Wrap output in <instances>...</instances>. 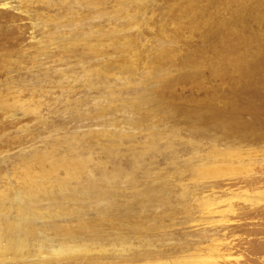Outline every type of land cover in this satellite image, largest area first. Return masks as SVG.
<instances>
[{
    "label": "rangeland",
    "instance_id": "1",
    "mask_svg": "<svg viewBox=\"0 0 264 264\" xmlns=\"http://www.w3.org/2000/svg\"><path fill=\"white\" fill-rule=\"evenodd\" d=\"M263 14L264 0H0V211L31 228L6 264H264V98L246 86L264 96ZM66 161L82 164L64 186ZM40 177L51 195L29 193ZM98 214L70 242L83 252L60 255Z\"/></svg>",
    "mask_w": 264,
    "mask_h": 264
},
{
    "label": "bare ground",
    "instance_id": "2",
    "mask_svg": "<svg viewBox=\"0 0 264 264\" xmlns=\"http://www.w3.org/2000/svg\"><path fill=\"white\" fill-rule=\"evenodd\" d=\"M263 16H264V14H263ZM260 18V17H259ZM263 22V21H262ZM252 70L251 69H249L248 71H247V77L249 78V81L250 80H253L252 79V77H251V75H252ZM260 80V79H259ZM258 80V81H259ZM261 81V80H260ZM259 81V82H260ZM258 83V82H257ZM257 83H255V82H253L252 81V84L251 85H248V83H247V85L246 86H249V87H251V90L249 91V93H254V95L252 96V97H255V98H259V99H262V98H264V96H260L259 95V93H261V92H258L257 91V88H258V85H257ZM260 89H262V88H260ZM259 90V89H258ZM259 91H261V90H259ZM258 92V93H257ZM251 96H250V98H252ZM254 110H255V113H256V115H255V117H256V119L259 121V123L260 124H263L264 123V120H263V117H262V113H261V110H259L256 106H254ZM233 119H235V118H233ZM234 122V121H233ZM234 123H236V122H234ZM234 125V124H233ZM235 125H238L237 123L235 124ZM234 125V126H235ZM231 127H233V126H231ZM231 127H230V129H231ZM239 128V127H238ZM257 129V128H256ZM247 131V130H246ZM255 133V132H254ZM234 157H237L238 156V152H235L234 151ZM50 157V156H49ZM48 157V158H49ZM51 159V158H50ZM47 161H49V160H47ZM53 161V160H52ZM51 161V162H52ZM57 161V160H56ZM65 161V160H64ZM50 162V163H51ZM55 162V161H54ZM81 162L80 161H78V162H73V161H70V162H68V161H66V163H60L59 165L58 164H56L55 166H54V164H52L54 167L52 168V169H54V168H58V169H60V168H62L63 170H64V173L65 174H67V177H65L66 179H60V180H58V178L56 177V175H54V171L56 170V169H54V171L52 172V170L51 171H49V173H47L46 171L45 172H42L43 173V176L45 177V178H47L49 175H51L52 173H53V175L56 177L55 179H57L56 180V182H57V184L59 183H61V184H63L64 183V186H66L68 183H70V179H72V176H74V173H75V176H74V178H76V179H78V175L80 174V166H81ZM57 171V170H56ZM123 171V170H122ZM58 172V171H57ZM77 172H79V173H77ZM207 175H210V174H212L213 172H214V169H210V170H207V171H204ZM56 173V172H55ZM118 173V172H117ZM116 173V174H117ZM199 174H201V172L199 173ZM204 174V173H203ZM52 175V176H53ZM5 176V175H4ZM61 176V175H60ZM62 177V176H61ZM33 178V177H32ZM54 178V177H53ZM91 179V178H90ZM109 179V178H108ZM110 179H112V176L110 177ZM74 180V179H73ZM72 180V181H73ZM92 180V179H91ZM115 180V179H114ZM50 181V180H49ZM52 181V180H51ZM81 181V180H80ZM100 182V181H99ZM41 183H42V180H41V177H40V181L38 180L34 185H30V188H29V193L30 192H33L34 193V190L36 191V195L39 197L40 196V194H42V193H45V194H48L49 193V195H51L52 194V192H53V189H54V187H55V185H54V183H50L49 182V186H47V190H45L44 188L46 187V186H42L41 185ZM81 183V182H80ZM91 184L93 183V182H90ZM104 182H102V184H103ZM33 184V183H32ZM44 185V184H43ZM47 185V184H46ZM86 185V184H85ZM104 185V184H103ZM63 186V187H64ZM5 187V186H4ZM56 188V187H55ZM60 188V187H59ZM28 189V188H27ZM64 189V188H63ZM47 191V192H46ZM55 191H56V189H55ZM27 192V191H26ZM0 197H2V196H6V191H5V189H1L0 190ZM28 193V194H29ZM57 193V192H56ZM59 194H61V193H59ZM62 194H63V192H62ZM65 194V193H64ZM35 195V196H36ZM73 195V194H72ZM91 196V195H90ZM74 197V196H73ZM4 198L5 197H3V200L2 201H4ZM8 198V197H7ZM40 198V197H39ZM65 198V197H64ZM28 200V199H27ZM30 200H33V199H31L30 198ZM73 200H75V201H78L76 198H74ZM1 201V202H2ZM38 201V200H37ZM81 202V201H80ZM19 203H24L22 206H21V208H25V202H24V200L23 199H20L19 200ZM27 203V202H26ZM3 203H0V210L2 209V205ZM53 204V203H52ZM20 205V204H19ZM27 206H28V204H27ZM65 207V206H64ZM72 208V207H71ZM75 208H77V207H75ZM79 208V207H78ZM32 208H31V206L29 207V209L28 210H31ZM54 210L55 209H51L50 211H49V217H53L54 215H55V213H54ZM68 210H70V211H72V209H69V208H67V211ZM32 211H33V209H32ZM57 211V210H56ZM20 213V215H21V211L19 212ZM19 213H18V215H19ZM105 213V212H104ZM107 213V212H106ZM0 214H1V216L2 215H4V216H2L1 218H2V220H3V218H4V220H5V222H4V224L3 225H1V219H0V257L1 258H3L2 259V261H0V264H6L7 262H10V261H14L15 262V258H17V257H23V256H25L26 257V252H24L25 254L24 255H22V254H20L22 251H26L24 248H25V246L27 245V242H28V236H29V233H31L30 232V229L31 228H29V227H27V226H25V225H23L22 223L24 222V221H22V220H15L14 222H11V223H9V221H11L10 219H7L6 217H5V212L2 214L1 213V211H0ZM37 213H35V215H36ZM118 214V213H117ZM117 214L115 213V215L117 216ZM31 215V216H30ZM35 215H34V213H30V214H24V215H21V216H18L17 217V219H33V217H35ZM99 215V214H98ZM128 215H131V213L129 214L128 213ZM133 215V214H132ZM132 215L130 216V217H132ZM37 216V215H36ZM118 216H119V214H118ZM126 216V218H127V215H125ZM139 216V215H138ZM97 217V216H96ZM114 217V216H113ZM100 218H101V215H99L98 217H97V219H93V220H91V222H89V223H87L86 222V218H84V216L82 217H79L78 218V220H77V223H78V226H74V228H72L73 226H71V228H72V230H73V232H76V233H73L72 232V230H71V228H69V230L68 231H65L64 233H63V236H62V238H60L59 240H61L62 242H63V245H61V246H59L58 247V251L60 252V255L61 254H66V256H70L71 254H70V252L72 253V252H74L73 251V249L74 248H81L82 249V252H83V246H78L79 244H77V246L76 247H74L73 248V245H72V243L70 244V242L74 239V238H77V235H79V237H80V234L78 233V231L80 230L81 232H84V231H86V232H89L88 234H94V233H92V232H97V229H95V230H92L93 228L90 226V223H97V225L98 224H102V223H99L98 221L100 220ZM128 218H129V216H128ZM14 219H16V218H14ZM36 219V218H35ZM91 219V218H90ZM132 220V219H131ZM101 221V220H100ZM135 221V220H134ZM133 221V222H134ZM30 222V221H29ZM121 222V221H120ZM54 223V222H53ZM30 224V223H29ZM52 224V223H51ZM108 223H106V225H107ZM112 224V223H111ZM120 224H122V222L120 223ZM135 225H138V223L135 221V223H134ZM82 225V226H81ZM107 226H110V225H107ZM83 227H86V228H88L89 229V231L86 229V228H83ZM57 228V227H56ZM60 228V227H59ZM33 229H35V228H33ZM68 229V228H67ZM99 229H102V227L100 226L99 227ZM113 229V228H112ZM66 230V229H65ZM62 231V230H61ZM102 231V230H101ZM14 233V234H13ZM33 234V233H32ZM31 234V237L33 236ZM45 234V233H44ZM57 234V233H56ZM83 234V233H82ZM111 233H109V234H105L106 236L107 235H110ZM114 234V233H113ZM55 235V234H54ZM86 235V234H85ZM87 236V235H86ZM98 236H99V234H98ZM48 237V236H47ZM108 237V236H107ZM112 237V236H111ZM114 237V236H113ZM34 238V237H33ZM43 238H45L44 236H43ZM91 238H93L94 240H96V238L95 237H91ZM47 239V238H46ZM46 239L44 240V241H46ZM57 239H58V237H57ZM113 239V238H112ZM117 239V238H116ZM115 239V240H116ZM120 239H121V237H120ZM119 239V240H120ZM36 240H37V238H36ZM76 240V239H75ZM109 240V239H108ZM38 241V240H37ZM36 241V242H37ZM50 241V240H49ZM57 241V240H56ZM77 241V240H76ZM98 241V240H97ZM51 242V241H50ZM49 242V243H50ZM98 242H100V240L98 241ZM39 243V242H38ZM45 243V242H44ZM52 243H54V242H52ZM48 244V243H47ZM40 245V244H39ZM49 245V244H48ZM52 245V244H51ZM75 245V244H74ZM102 245V244H101ZM33 246V245H32ZM47 246V245H46ZM50 246V245H49ZM48 247V246H47ZM57 247V246H56ZM28 248V247H27ZM54 249V248H53ZM27 250H29V249H27ZM88 250V249H87ZM55 251V250H54ZM78 251V250H77ZM28 252V251H27ZM81 252V251H80ZM81 252V253H82ZM23 253V252H22ZM56 253H57V251H56ZM75 253V252H74ZM200 256V255H199ZM59 257V256H58ZM24 258V257H23ZM199 259L198 260H196V262H195V264H206V262L208 261L207 259H205V258H201V257H198ZM27 259V258H26ZM211 264H212V262H211ZM213 264H216V263H213Z\"/></svg>",
    "mask_w": 264,
    "mask_h": 264
}]
</instances>
